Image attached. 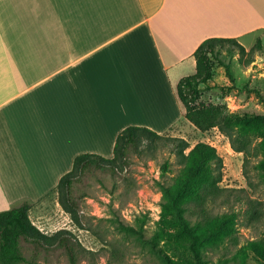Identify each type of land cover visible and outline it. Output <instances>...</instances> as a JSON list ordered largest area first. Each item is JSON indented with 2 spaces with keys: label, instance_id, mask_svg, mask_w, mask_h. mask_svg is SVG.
Wrapping results in <instances>:
<instances>
[{
  "label": "crops",
  "instance_id": "1",
  "mask_svg": "<svg viewBox=\"0 0 264 264\" xmlns=\"http://www.w3.org/2000/svg\"><path fill=\"white\" fill-rule=\"evenodd\" d=\"M256 34L264 0H0V212L48 207L77 156L130 126L172 131L199 46Z\"/></svg>",
  "mask_w": 264,
  "mask_h": 264
},
{
  "label": "rangeland",
  "instance_id": "2",
  "mask_svg": "<svg viewBox=\"0 0 264 264\" xmlns=\"http://www.w3.org/2000/svg\"><path fill=\"white\" fill-rule=\"evenodd\" d=\"M258 38L260 34L245 40L247 51L256 45ZM261 40L263 48L253 56H241L229 45L218 48L221 60L231 66L234 81L229 79L225 68L213 60L215 76L211 84L222 89L203 92L202 104L239 116L264 115V38ZM195 71L190 70L187 74L194 75ZM163 132L165 137L185 139L191 148L199 142L210 144L223 159L221 187L228 192L211 205V210L214 214L236 212L239 215L237 240L228 237L219 248L210 251L209 264H260L251 252L247 251V257H244L243 248L264 233V185L255 169L263 156H250V164L245 166V154L235 151L230 138L219 128L201 132L186 119L179 121L172 131L165 129ZM262 136L256 138V143L264 139V132ZM113 149L114 146L105 158L113 156ZM173 151V143L166 140L157 141L151 147L145 143L130 153L129 164L124 169L95 168L83 175L74 189L82 227L75 225L69 214L62 213L58 194L55 197L50 195L46 202L54 199L46 208L42 204L32 205L31 220L46 234L61 229L72 231L88 251L80 264H164L162 259L165 257L187 262V258L172 253L169 237L160 243L161 254L156 253L148 242L165 229L163 188L172 185L181 170ZM167 161L170 171L164 173L162 166ZM252 208L258 215L256 225L250 215ZM39 210L42 215H38ZM54 222L59 224L51 227ZM120 223L133 226L141 234L126 235L120 231ZM22 249L30 260L25 264H69L65 251L61 249L36 250L24 241Z\"/></svg>",
  "mask_w": 264,
  "mask_h": 264
},
{
  "label": "trees",
  "instance_id": "3",
  "mask_svg": "<svg viewBox=\"0 0 264 264\" xmlns=\"http://www.w3.org/2000/svg\"><path fill=\"white\" fill-rule=\"evenodd\" d=\"M224 45L238 50L241 56H253L263 48L262 40H258L247 51L236 39H207L194 53L196 73L180 80L177 95L185 109V118L201 132L219 128L230 138L234 150L245 154V166L250 164V156H263L255 169L264 185V139L256 143V138L264 132V115L229 114L200 102L203 92L222 89L211 84L215 76L213 60L224 67L229 79L234 81L231 66L220 58L218 48ZM252 61L254 60L251 59ZM163 140L173 143V152L181 170L173 184L163 188L165 229L148 242L156 253L161 254L163 249L160 243L169 237V245H173L172 253L187 258L185 262L165 257L162 259L164 264H209L210 251L219 248L228 237L237 240L236 222L239 218L236 212L214 214L211 210V205L222 199L228 190L221 187L223 159L210 144L199 142L191 148L185 139L169 138L145 127L130 126L118 135L112 158L96 154H82L75 158L72 170L61 178L57 186L59 204L71 216L72 222L82 227L80 206L74 191L80 178L95 168L109 167L113 171L124 169L129 164L130 153L139 150L145 143L151 147ZM162 169L164 173L170 171L168 161L163 164ZM31 208V204L24 203L17 208L0 212V264L30 263L22 249L23 241L33 245L36 250H64L69 264H80L81 258L88 251L78 242L73 232L61 229L51 235L44 233L31 220ZM250 212L256 225L258 215L254 208ZM119 228L126 235L141 234L133 226L120 223ZM247 251L260 264H264V233L252 240L247 248H243L244 257H247Z\"/></svg>",
  "mask_w": 264,
  "mask_h": 264
}]
</instances>
